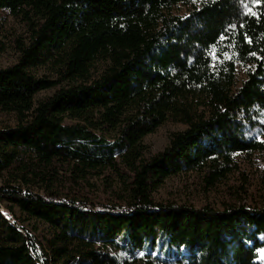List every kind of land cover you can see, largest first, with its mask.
<instances>
[{"label":"trees","instance_id":"16d2710c","mask_svg":"<svg viewBox=\"0 0 264 264\" xmlns=\"http://www.w3.org/2000/svg\"><path fill=\"white\" fill-rule=\"evenodd\" d=\"M3 15L26 36L0 68V264H259L264 203L154 193L189 174L215 188L264 155V0H0ZM168 123L184 129L150 155ZM92 176L123 194L85 197Z\"/></svg>","mask_w":264,"mask_h":264},{"label":"rangeland","instance_id":"374dc122","mask_svg":"<svg viewBox=\"0 0 264 264\" xmlns=\"http://www.w3.org/2000/svg\"><path fill=\"white\" fill-rule=\"evenodd\" d=\"M173 13L185 15L186 9L183 6H178L174 9ZM25 32V26L18 19L5 15L1 17L0 42L3 44V51L0 53V68H5L17 62L18 53L13 42L17 37L25 38ZM237 70L240 80L243 78L242 69L237 66ZM35 73L39 76L52 75L50 67L47 66L37 68ZM53 91L54 89L40 93L38 98L51 95ZM2 124H12V118L0 114V126ZM182 129L184 127L181 125L168 123L157 129L155 133L146 136L144 144L147 146L150 155L164 148L168 135L171 132ZM263 171L264 155H259L251 161L242 162L238 172H235L225 183L217 184L215 188L206 190L201 182V178L194 174L179 175L167 179L157 192L154 193V198L161 202L186 204L196 208L209 205L213 208L221 209L224 204L233 203L237 197H241L242 203H245L247 206L256 204L259 206L261 203H264V190L260 180V175ZM105 174H108V172ZM105 184L103 176H92L84 184L83 194L91 200L103 203L113 201L116 194H123V186L116 177L112 178L110 190L105 187ZM241 185L244 186V192L237 189ZM0 211L4 214L2 208H0ZM21 226L33 232L31 225L28 223H23ZM44 233L45 226L43 225H39L37 231L33 232L38 238ZM258 263L264 264V258H261L259 252Z\"/></svg>","mask_w":264,"mask_h":264},{"label":"snow or ice","instance_id":"6c2138e0","mask_svg":"<svg viewBox=\"0 0 264 264\" xmlns=\"http://www.w3.org/2000/svg\"><path fill=\"white\" fill-rule=\"evenodd\" d=\"M256 251L260 253L261 258H264V248H257ZM140 255L143 256L144 253L141 252Z\"/></svg>","mask_w":264,"mask_h":264},{"label":"water","instance_id":"95a60500","mask_svg":"<svg viewBox=\"0 0 264 264\" xmlns=\"http://www.w3.org/2000/svg\"><path fill=\"white\" fill-rule=\"evenodd\" d=\"M255 262L257 263V262H258V259H257V260H255Z\"/></svg>","mask_w":264,"mask_h":264}]
</instances>
